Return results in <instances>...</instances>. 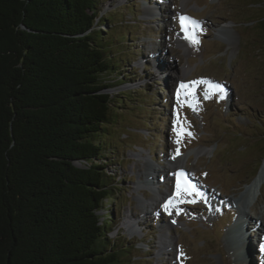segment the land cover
I'll list each match as a JSON object with an SVG mask.
<instances>
[{
    "label": "rangeland",
    "instance_id": "rangeland-1",
    "mask_svg": "<svg viewBox=\"0 0 264 264\" xmlns=\"http://www.w3.org/2000/svg\"><path fill=\"white\" fill-rule=\"evenodd\" d=\"M98 5L101 15L124 16L130 39L125 45L132 51L129 72L107 91L118 99L119 91L129 90L135 99L120 108L122 144L105 161L107 172L121 180L117 200L104 207L116 225L110 236H123L134 264H264V236L252 227L260 214L264 225V183L253 203L230 201L264 159V34L257 24L264 0H98ZM181 16L196 23L185 21L182 30ZM221 26L231 37L218 31ZM201 80L209 84L190 83ZM182 83L188 87L181 89ZM196 148L209 151L196 154ZM174 156L182 157L175 165L182 166L183 186L166 210L170 198L160 200L158 189L170 186L172 176L162 171ZM145 162L156 187L136 185L145 179ZM145 206L152 213L141 218ZM126 214L139 222L136 231L122 226ZM164 230L172 242L159 252Z\"/></svg>",
    "mask_w": 264,
    "mask_h": 264
},
{
    "label": "trees",
    "instance_id": "trees-1",
    "mask_svg": "<svg viewBox=\"0 0 264 264\" xmlns=\"http://www.w3.org/2000/svg\"><path fill=\"white\" fill-rule=\"evenodd\" d=\"M125 22L98 0H0V264H134L104 208L135 100L107 91L129 72Z\"/></svg>",
    "mask_w": 264,
    "mask_h": 264
},
{
    "label": "bare ground",
    "instance_id": "bare-ground-1",
    "mask_svg": "<svg viewBox=\"0 0 264 264\" xmlns=\"http://www.w3.org/2000/svg\"><path fill=\"white\" fill-rule=\"evenodd\" d=\"M145 13H150V9L149 8H145ZM218 31L222 34H227L229 37H231V33L228 30V27L226 26H221ZM180 42H185L184 39L179 38ZM187 69H184V72ZM209 149L207 148H196L195 149V153L199 154V153H208ZM182 162V157L181 156H174L172 158L167 159V165H168V170L165 171L163 169L162 172H164V175L166 176H172L171 178V183L170 186H166L165 189H158V193L159 196L158 198H160V200H164L165 198H174L175 197V192L178 190V180H179V188H182V184L183 182L180 181V177H178V174L181 170V165H175L176 163L179 164V162ZM261 165L260 168L256 174V176L254 177V179L245 186L244 191L241 192V194L235 198L233 200V198H230V201H237L236 203H241L242 204H246V203H253L254 201L257 200L258 198V194L260 192V188L264 183V159L263 161H261ZM144 172L143 174L141 173V175L144 176V180H137L136 185L137 187H144V186H148L151 188V186L156 187V182L154 180V173L153 171L150 169V165L148 164V162L144 163ZM171 170V171H170ZM159 171V170H158ZM170 172L172 175H170ZM207 190V193L209 195H214L215 192L214 190H209V189H205ZM158 198H153L154 199H158ZM217 205V204H216ZM218 206V205H217ZM241 212L245 215V211L241 210ZM139 213V216L142 217H147L149 216L150 213H152L150 210L148 211V208L142 209ZM132 216L130 215H125V219L123 222H121L122 226H124L125 230L130 232L136 231V226L139 225L138 223H135L132 219ZM262 219H263V215L260 214L254 221V225H252V227L255 228V235L257 236H264V225H262ZM250 221L249 223H247L245 226H250ZM259 223V224H257ZM169 224H172V221L170 220ZM241 226V225H240ZM244 226V225H243ZM243 226H241L240 228H242ZM172 238H170L166 233L165 230L161 231V235H160V240H159V249L158 251L161 252V250L163 249H167L169 244L172 242L171 241Z\"/></svg>",
    "mask_w": 264,
    "mask_h": 264
},
{
    "label": "snow or ice",
    "instance_id": "snow-or-ice-1",
    "mask_svg": "<svg viewBox=\"0 0 264 264\" xmlns=\"http://www.w3.org/2000/svg\"><path fill=\"white\" fill-rule=\"evenodd\" d=\"M185 21H188L189 23H196L195 21H191L190 18H187V17L181 16V17H180V22H181V28H182V30L186 28ZM186 38H187V37H186ZM193 42H196V41H193ZM190 83H193V84H195V83L209 84V82L206 81V80L194 81V82H190ZM187 87H188V85H185V84H183V83L180 85V88H181V89H184V88H187ZM214 87H216L217 89H219V85H215ZM179 96H180V91L178 90V91H177V97L179 98ZM205 98H208V91H205ZM189 106L191 107L192 105L190 104ZM194 110H195V109H194ZM173 131H174V132H177V135L179 136L180 133H179V131H178L176 128H174ZM181 131H182V130H181ZM177 143H179V140H177ZM176 154H177V155L179 154V150H178V149H177V153H176ZM179 176H183V172L179 173V174H178V177H179ZM177 187H178V189H179V180H178V185H177ZM171 203H172V199L170 198L169 201L166 202L165 205H164L163 207L167 210L168 207H169V205H171ZM260 250H261V252H264V243H262V244L260 245Z\"/></svg>",
    "mask_w": 264,
    "mask_h": 264
},
{
    "label": "water",
    "instance_id": "water-1",
    "mask_svg": "<svg viewBox=\"0 0 264 264\" xmlns=\"http://www.w3.org/2000/svg\"><path fill=\"white\" fill-rule=\"evenodd\" d=\"M264 14V13H263Z\"/></svg>",
    "mask_w": 264,
    "mask_h": 264
}]
</instances>
